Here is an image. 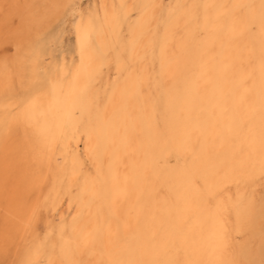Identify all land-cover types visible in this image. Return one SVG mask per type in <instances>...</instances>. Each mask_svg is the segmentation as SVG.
Segmentation results:
<instances>
[{
	"label": "bare ground",
	"instance_id": "obj_1",
	"mask_svg": "<svg viewBox=\"0 0 264 264\" xmlns=\"http://www.w3.org/2000/svg\"><path fill=\"white\" fill-rule=\"evenodd\" d=\"M75 1L0 0V264H13V259L1 262L9 255L15 254L17 261L27 255V238L37 232L38 220L48 222L52 212L70 219L75 246L62 248L68 264H78L74 256L88 238L90 245L100 246V259L108 264H264V231L256 244L236 245L218 197L213 211L207 201L231 176H250L264 165V0H232L245 6L250 18L256 14V1L261 2L257 12L262 17L261 40L257 38L261 56L256 70L242 68L246 44L234 47L229 41L240 28L245 30V23L239 26L235 18L217 14V23H208L209 17L199 20L202 36L188 27L176 38L173 26L179 17L188 9L197 15L200 4L198 15H209L208 0H178L180 6L166 12L161 19L166 30L163 35L157 30L153 40L160 59L161 91L156 101L143 102L146 114L133 118L135 125L142 124L134 134L126 108L118 107L111 122L96 128L88 122L79 130L78 122L89 114L84 93L96 50L92 36L99 41L105 31L114 30L117 52L125 42L133 53L139 36H146V23L138 38L126 43L120 27H115L118 20L123 23L118 14L109 22L111 16L104 11L106 27L84 18L76 27L81 61L72 76L64 75L60 81L49 77L48 83L35 87L41 78L42 37ZM209 1L215 13L227 2ZM137 79L133 76L130 82ZM118 91L126 93L123 86L113 87V93ZM127 94L143 98L138 90ZM160 117L163 128L158 126ZM93 146L107 173L88 187L80 176L87 175L83 155L92 153ZM157 151L167 163L166 156L177 157L160 181L166 188L160 200L154 178L160 169ZM156 167L153 177L150 171ZM77 185L80 190L74 193ZM237 196L233 212L238 224L254 217L258 205L264 209V197L256 203L242 188ZM99 210L105 212L88 226L83 215ZM255 219L258 226L264 223L260 215Z\"/></svg>",
	"mask_w": 264,
	"mask_h": 264
},
{
	"label": "rangeland",
	"instance_id": "obj_2",
	"mask_svg": "<svg viewBox=\"0 0 264 264\" xmlns=\"http://www.w3.org/2000/svg\"><path fill=\"white\" fill-rule=\"evenodd\" d=\"M177 1L178 0H76L68 7L65 15L42 37V41L40 43L42 56L39 62L41 78L37 80L35 87L41 88V86L46 84V80H48L49 77H52V79L54 78L56 81H60L64 75H68L69 77L72 76L75 66L81 61V50L78 46V33L76 28L78 22L90 19L93 22L102 23L106 27L107 22L105 23L106 19L103 17L104 11H107L108 15L111 16L108 19L109 22H114V18L118 14L120 16L119 19L122 20L124 24H120L118 20L117 24L115 23V27H120V36L126 41V43L130 42L132 37L135 39L142 30V25L144 27V24L146 23V36H139L137 41L138 45L133 53L127 50L125 42L121 44L123 47L118 48L119 52H117V46L115 47L114 45L116 40L114 38L116 32H114V30L108 29V27V30L105 31V33L101 36L103 38L100 37L99 41H97L95 36H92V45L96 46V50L94 53V58L91 60L92 72L89 78V84L84 93L88 102L89 114H85V116L81 117L80 113L77 112V116L79 115L81 117L80 121L78 122V129L80 130L81 126L88 122H91L95 128L98 123H109L116 117V111L118 107H121L122 109L126 108V110H128V122H130L129 127L133 134L137 133L142 124L135 125L134 120L137 116H145L146 109L143 105V102L149 105V103L156 101L161 91L160 85L157 83L161 69L160 59L158 57V48L155 46L153 40L155 39L157 30H159V34H164L166 25H163L161 19L165 18L167 11L175 10L180 6V4L177 5ZM206 1L207 0H205L203 3H206ZM189 3L190 1L186 2L188 7L191 5V3ZM207 4H209L210 14L206 15L205 17L198 15V11H200V8L203 4L198 6L199 10L197 11V15H195V13L194 15L190 14L188 9L187 15L181 18L179 17L177 23H175L173 26L174 36L177 38L178 36L184 34L186 31L185 29L188 27L195 29L193 32H195L197 36H202L203 30L201 25L198 24L202 21L199 22V20H206L205 18L209 17L206 20H209L208 23H217V14H220L222 19H225L226 17H233L238 22L237 25L242 26L245 23L247 27H244L245 30L240 28L241 31L233 34L232 38H229V41L234 47H239L244 43L246 44L247 48L242 50V68L244 70H251V68L252 70H256L258 66V59L261 56V49L257 45V38L260 39L258 37L259 20L260 18L262 19V17L258 15L257 12L260 8L259 6L261 2L256 1V14L253 16V18L246 16L247 13L245 6H243L241 3H233L232 0H227L225 5L221 7L222 11L220 10L217 13H215L214 8L211 7L212 3L209 0ZM146 14H149L150 17L148 19L146 18L147 20H144L143 16ZM171 20L172 19L170 18V21ZM110 24L112 26V23ZM129 24L134 25L133 30L130 29ZM170 24L171 23L169 22V25ZM222 34L225 35V33ZM146 39L148 40L146 41ZM98 42H100V44H98ZM6 49L8 50L9 46H5L4 50ZM9 51H12V47ZM133 76L138 77L135 84L130 82ZM116 85L125 87L126 93L124 95H121L119 91V93H113V87ZM132 89L141 92L143 98L141 100H137V98L129 96L127 92L132 91ZM112 93L114 95L110 97V94ZM162 113L163 115L166 114L165 105L162 106ZM133 118L135 119L133 120ZM159 120L158 126L163 128V123L161 122L162 117H160ZM94 138L92 140H94ZM81 146H83V143ZM93 148L94 146L89 150L92 153L83 155L82 168L87 173V175H85L86 177L84 176L87 178V180L82 177L83 175L80 176V178L84 180L83 184H86L88 187L91 186L90 184L92 182L95 183L100 181L102 176H104V174L106 175L107 173L105 163L102 164L99 161V154L95 153V149ZM157 153L158 159L156 165L160 167L157 177L155 174L159 167L149 171L150 175L153 177L155 176L154 178L157 179V188H155V190L156 196L160 200L166 194V188L159 185L160 181L163 179L166 167L175 165L177 163V157L174 155L166 156V159L168 160L167 163V161L163 158V155H161L159 151H157ZM136 156L137 155H135V157ZM61 160L65 162L64 155L61 156ZM65 183H67L66 178ZM263 185L264 165L262 169L256 171L253 175H241L237 177L231 176L227 179V182L224 183L222 190H219L216 197L208 196L207 201L211 211H213L214 206L218 201L216 200L217 197L221 202V214H223L229 222L233 243L236 245H240L244 242H249L250 244L254 245L259 240V233L261 234V231H264V223H259V227L258 221L255 219L260 215V218H262L261 221H264V209L262 205H258V211L255 212L254 216L255 218H244L241 220V224H238L233 212V204L238 199L237 192L242 188L247 194V198H251V195H253L256 199V203H259V200L261 199V202L264 197ZM64 186L65 184L62 185L61 191H63ZM79 190V185L72 189L74 193ZM101 212L103 213L105 211H89L83 215V217L89 219L88 226L93 225L95 219L101 218ZM83 217H81V221H83ZM61 220L62 218H60L56 212L51 213V217L48 222L46 220H38L37 223L40 225L37 224V232L33 237L27 238L26 244L29 242L26 245L27 255L20 259V261H17L14 260L16 259V256H14L15 254H12L9 255L12 258L10 257L8 259V256L7 259H4V261L1 262L7 263L11 262L13 259L11 262L13 264H25L27 261H31V263L29 262L28 264H68V258L62 254V248L64 245L68 244L71 247L75 246V242L71 236L69 216L65 215L62 220V224H60ZM253 222L255 224H253ZM260 224L263 226V228ZM65 240L68 242L64 244ZM78 243L81 244V242ZM86 243V245H80L79 252L74 256L77 259L78 264H108L103 259H100L102 257V253L98 244H94V246L90 245L91 243L89 238L86 240Z\"/></svg>",
	"mask_w": 264,
	"mask_h": 264
}]
</instances>
